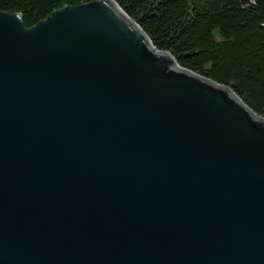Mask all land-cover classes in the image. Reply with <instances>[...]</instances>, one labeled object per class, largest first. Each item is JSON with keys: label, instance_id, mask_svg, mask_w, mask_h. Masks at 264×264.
<instances>
[{"label": "water", "instance_id": "obj_1", "mask_svg": "<svg viewBox=\"0 0 264 264\" xmlns=\"http://www.w3.org/2000/svg\"><path fill=\"white\" fill-rule=\"evenodd\" d=\"M0 264H264V118L113 0L0 12Z\"/></svg>", "mask_w": 264, "mask_h": 264}, {"label": "trees", "instance_id": "obj_2", "mask_svg": "<svg viewBox=\"0 0 264 264\" xmlns=\"http://www.w3.org/2000/svg\"><path fill=\"white\" fill-rule=\"evenodd\" d=\"M94 0H0L32 28L54 10ZM176 63L229 87L264 118V0H113Z\"/></svg>", "mask_w": 264, "mask_h": 264}]
</instances>
